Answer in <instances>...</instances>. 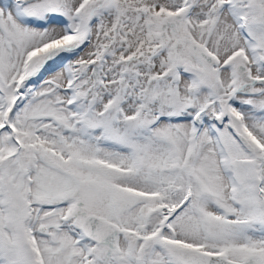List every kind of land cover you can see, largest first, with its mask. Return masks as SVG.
<instances>
[{
    "label": "snow or ice",
    "instance_id": "obj_1",
    "mask_svg": "<svg viewBox=\"0 0 264 264\" xmlns=\"http://www.w3.org/2000/svg\"><path fill=\"white\" fill-rule=\"evenodd\" d=\"M0 264H264V0H0Z\"/></svg>",
    "mask_w": 264,
    "mask_h": 264
}]
</instances>
